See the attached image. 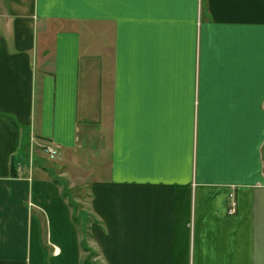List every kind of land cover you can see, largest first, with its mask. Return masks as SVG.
<instances>
[{
	"label": "crops",
	"instance_id": "obj_1",
	"mask_svg": "<svg viewBox=\"0 0 264 264\" xmlns=\"http://www.w3.org/2000/svg\"><path fill=\"white\" fill-rule=\"evenodd\" d=\"M90 238L264 264V0H0V264L89 263Z\"/></svg>",
	"mask_w": 264,
	"mask_h": 264
},
{
	"label": "built area",
	"instance_id": "obj_2",
	"mask_svg": "<svg viewBox=\"0 0 264 264\" xmlns=\"http://www.w3.org/2000/svg\"><path fill=\"white\" fill-rule=\"evenodd\" d=\"M32 140H33L32 150H31V154L29 155L30 164L33 163L34 151L35 150L42 151L47 157H49L51 159H54V158H56L59 155L60 151H59L58 147H56V146H54L52 144H49L47 142H44V143H41V144L38 143V142L35 143L34 138ZM34 147L35 148L39 147V148L34 149ZM22 166H23L22 163H18V170H19L18 173H21L20 171L22 170ZM233 205H235L234 202H233ZM231 210L233 211V210H235V208H232Z\"/></svg>",
	"mask_w": 264,
	"mask_h": 264
},
{
	"label": "rangeland",
	"instance_id": "obj_3",
	"mask_svg": "<svg viewBox=\"0 0 264 264\" xmlns=\"http://www.w3.org/2000/svg\"><path fill=\"white\" fill-rule=\"evenodd\" d=\"M73 179H74L73 181H75V182H77L79 180L78 178H73ZM74 189H76V187H74ZM69 193H70V195H71L72 198H74L77 195L76 194L77 192L75 190H73V191L70 190ZM90 245H91V247H89L90 248V251H89V254H88V258H87L88 261H89L88 264H105L102 261V259H101L100 255L98 254V252L96 251L97 249H96V247H94L95 245H94V243H93V241H92L91 238H90ZM85 256H86V253H85Z\"/></svg>",
	"mask_w": 264,
	"mask_h": 264
},
{
	"label": "trees",
	"instance_id": "obj_4",
	"mask_svg": "<svg viewBox=\"0 0 264 264\" xmlns=\"http://www.w3.org/2000/svg\"><path fill=\"white\" fill-rule=\"evenodd\" d=\"M82 215H84V218H86V213H85V212L82 213ZM83 249H84L85 251H90V248H88L87 246H84V245H83ZM87 263H88L87 260H85L84 264H87Z\"/></svg>",
	"mask_w": 264,
	"mask_h": 264
}]
</instances>
